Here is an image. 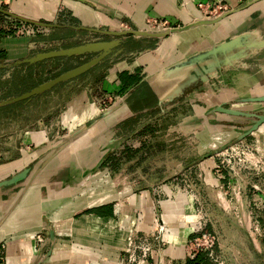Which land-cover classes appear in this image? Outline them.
Here are the masks:
<instances>
[{
	"label": "crops",
	"instance_id": "0c3cea01",
	"mask_svg": "<svg viewBox=\"0 0 264 264\" xmlns=\"http://www.w3.org/2000/svg\"><path fill=\"white\" fill-rule=\"evenodd\" d=\"M0 1L15 14L58 24L50 28L58 32L69 31L52 33L50 42L34 35L0 38L5 53L0 63H13L66 40L114 38L85 28L144 29L147 16L182 26L200 17L197 2L215 0ZM222 1L239 9L215 23L162 38L120 37L122 43L108 57L98 87L89 83L64 102L52 124L54 135L41 116L13 128L14 133L19 130L14 136L18 143L0 154V181L23 169L27 173L0 186L1 264H126L128 235L152 234L158 225L164 227L162 241L152 247L149 264H186L187 242L200 230L217 235V250L226 264H264V174L254 191L250 173L237 170L220 180L213 171L217 155L204 157L213 146L210 138L239 130L225 123L237 117L211 108L226 103L256 109L238 99L264 93V46L248 48L246 55L207 73L202 69L214 62L213 56L186 63L235 36L248 35L244 41L249 43L264 40V0ZM11 65L0 68V84L17 82L27 72L23 65ZM36 72L34 68L32 81ZM121 72L139 79L123 87L111 111L101 116L97 100L122 88ZM186 123L194 128L190 134L196 144L178 153L184 155L181 162L187 154L192 157L172 174L132 177L122 175L127 164L115 172L106 165L107 157L122 150L128 139L157 136L169 142L172 128ZM152 127L157 129L149 130ZM243 141L252 144L264 162V122ZM48 227L54 232L52 240ZM37 233L46 238L44 244L38 245Z\"/></svg>",
	"mask_w": 264,
	"mask_h": 264
},
{
	"label": "rangeland",
	"instance_id": "374dc122",
	"mask_svg": "<svg viewBox=\"0 0 264 264\" xmlns=\"http://www.w3.org/2000/svg\"><path fill=\"white\" fill-rule=\"evenodd\" d=\"M248 1L250 0H237L238 4H243ZM207 2L208 1H204L201 3H207ZM211 2L212 3L215 2L214 3L215 5H221V6L225 5L227 7L226 10L231 9L230 6L222 0H215ZM0 7L8 9V6L4 5V3L1 1H0ZM214 8L218 10L217 6H214ZM224 11L225 10H223L222 12ZM220 13L221 11H217L213 15H206V16H202L200 14V17L213 18L218 16ZM5 18L6 19H0V26H6L8 29H11L13 31V35L19 34V35L33 36L37 32H42L47 34L48 33L61 34L65 32V30H63L62 32L60 31L58 32L55 29L42 28L21 21L20 24H13V22H11L12 20H14L13 18L8 16H6ZM161 20L167 21L166 22V26H168L167 28L180 27L177 26L178 25L177 23L171 22L167 18L147 16L145 18L144 29L147 27L148 23L156 24L159 23ZM154 21H156V23H154ZM121 23L124 22H120V24ZM160 30H163V28L155 29L154 31H160ZM52 45L53 44H50V46ZM101 72H102V67L100 66L79 78L67 81L66 83H63L61 85H57L51 90L47 91L46 93L35 96L26 102H21L19 104L16 103L15 105L7 108L0 107V154L7 152L8 148L10 147L12 148L13 146L15 147L17 146L16 143H18V141L16 140V138H14V136L19 130L16 129L17 132L14 133L13 131L15 130H13V128H17L18 126L20 127L25 124V121L28 122L33 118H37L41 116L45 121H47V123L44 122V124L51 126L48 128L49 129L48 132H51L54 135L55 130H53L54 127L52 126V124H54L55 122L54 118L58 114V111L61 109L64 102L67 99H72L75 96H78L79 93H81L80 91H82V88L89 83L93 84L92 86L93 88H97L99 82V78L97 79V76L101 74ZM120 89L121 88H119V90L116 93L113 92L98 98L97 103L99 104V108L101 111H103L106 107L110 106L114 97L117 96L118 93L121 91ZM244 103L245 104H243V106L252 107V108H259L264 105V103H257V104H251L250 102H244ZM167 125L168 123L165 124L164 126L166 127ZM191 125L192 124L186 123L183 125L176 124L174 126V129L171 127L173 130L172 135H174V137L177 138L171 137L169 142L163 141L160 137L157 138V136L151 138H145L141 136L139 138L138 136L128 139L126 143L123 144L122 150L117 151L112 155H109L105 163L107 166H109L111 170L113 169L112 171L114 172L117 171L116 169L120 168L122 165L127 164L126 171H123L122 175H128L132 177L133 176L136 177L139 174L140 175L154 174L158 176V175H162L164 173L163 171H165V173L172 174L174 171L177 170L180 163L189 161V159L192 157L189 154H187L186 160L181 162V159L184 158L183 157L184 155L180 157L178 154L179 152L182 153V149L184 148L187 149L186 152H188L192 147H195L196 141L193 135L190 134V131L194 129L191 127ZM219 125L227 126L221 121H219ZM244 127L245 126L238 127V129L240 130ZM161 128H163V126H160V129ZM150 129L154 130L157 128L152 127L149 128V130ZM11 130L13 132L12 134L9 133ZM234 135L235 133H231V135L228 136L226 135L224 136L223 134H217L216 136L213 137L214 139L210 138L211 140L210 142H213L212 148L218 146L219 144L224 143L225 141L232 138ZM241 142L243 143L244 141L242 140ZM244 143L250 145L249 142H244ZM252 147L254 149L252 151L255 153L256 152L255 148L254 146ZM164 149H167V153L166 155L161 156L162 154L165 153V152L163 153ZM262 174H264L263 171L259 172V174L258 173L255 174V172L251 170L249 175L253 176L252 177V179H254L253 183H258V180L262 176Z\"/></svg>",
	"mask_w": 264,
	"mask_h": 264
},
{
	"label": "water",
	"instance_id": "95a60500",
	"mask_svg": "<svg viewBox=\"0 0 264 264\" xmlns=\"http://www.w3.org/2000/svg\"><path fill=\"white\" fill-rule=\"evenodd\" d=\"M258 0H250L247 4L254 3ZM239 8H231L228 10H225L224 12H221L218 16L213 18H204L200 17L193 22L182 25L180 27H169L160 31H152V30H146V29H134V28H127L121 30H99L95 28H85L90 31H100L109 35L114 36L113 39L107 40V41H89L81 44H77L70 47L65 48H58V49H50L47 51H40L37 52L31 56L24 57L20 60H17L13 63H0L1 67H8L11 66V64H20V63H27L32 64L35 62H39L42 60L54 58V57H62V56H73V55H82V54H93L92 57L84 61L83 63L72 67L66 71L61 72L60 74L32 87L31 89L17 95V96H11L8 98H5L3 100H0V106L5 105L8 103L20 101L23 99H28L34 95L40 94L43 91L51 89L56 84L69 80L71 78H74L83 72L90 69L93 65L97 64L101 60H104L110 53L113 52L114 48L117 47L122 43V40L120 37L123 36H133V37H154V38H162L165 37L173 32L182 31L185 29H188L191 26L200 25V24H212L215 23L228 14L237 11ZM0 13L11 17L13 19L19 20L24 23H29L38 27L42 28H51L54 26H59L58 24L51 23V22H45V21H39V20H33L30 18H26L23 16H20L18 14H15L8 9L0 7ZM84 28V27H79ZM248 35L246 36H235V38H232L228 42H222L220 44L215 45L210 50H207L205 52L200 53L198 56H194L186 63L191 62L195 58H202L206 59L209 56L215 57L213 63L206 64V67H204L202 70L204 73H207L211 70L214 66H219L224 62H230L232 59L240 58L247 54L248 48H254V47H261L264 46V40L257 42V43H249L247 41H244ZM217 57V58H216ZM185 64V63H184ZM239 102H251V103H264V93L259 95H253V96H246L238 99ZM112 109V106L106 107L103 111L101 116H104L108 114ZM211 112H220L224 113L230 116L237 117L236 120L227 121L225 122L227 125H233L235 127H241L245 126L244 128L238 130V132L229 140L225 141L222 144H219L216 147H211V150H209L204 157L212 156L220 152L221 150L227 148L228 146L242 141L247 135L252 133L254 130L258 128L260 124L264 122V105L256 108L255 110H245V109H239L234 108L232 106L227 105L226 103L218 104L211 108ZM245 124V125H243ZM27 169H23L9 178L0 181V186L3 185H9L13 184L21 179H23L26 176ZM49 232V238L52 240L54 238V232L53 230L48 227ZM46 238L44 237L43 244L45 243Z\"/></svg>",
	"mask_w": 264,
	"mask_h": 264
},
{
	"label": "built area",
	"instance_id": "2783aa9c",
	"mask_svg": "<svg viewBox=\"0 0 264 264\" xmlns=\"http://www.w3.org/2000/svg\"><path fill=\"white\" fill-rule=\"evenodd\" d=\"M214 3L215 2H199L196 6L202 16L213 15L217 11L222 12L227 9L225 5H215ZM214 6H217L218 10L215 9ZM166 22V20H161L159 23L154 21L156 24L148 23L145 29L152 31L160 28L164 29L168 27L166 26ZM252 150L254 149L251 145L240 141L218 152L216 154L217 161L213 168L215 176L220 180H224L226 174H232L237 170L246 171L247 173L253 170L255 174L262 172L264 162L258 156L257 152H255V154ZM251 186L254 191L260 189L259 182L252 183ZM163 231L164 227L158 225L152 234L142 236L129 234L126 238L124 248L126 264H149L152 247L154 244H157V242L162 241ZM35 240L38 245L43 244V235L37 233L35 235ZM197 252H204L211 264H226V261L217 250V235L214 232H204L200 230L188 240V257H193ZM2 259L3 257L0 255V264Z\"/></svg>",
	"mask_w": 264,
	"mask_h": 264
},
{
	"label": "trees",
	"instance_id": "16d2710c",
	"mask_svg": "<svg viewBox=\"0 0 264 264\" xmlns=\"http://www.w3.org/2000/svg\"><path fill=\"white\" fill-rule=\"evenodd\" d=\"M6 16L0 13V19H6ZM11 22H13V24H20L21 22L19 20H12ZM67 30V28H65ZM63 29V30H65ZM67 32L69 33V31L67 30ZM42 32H37L36 34H34V39L35 38H40L42 40H44L45 42H50L51 40H53L54 38L51 37L52 33L49 34L50 36L46 37L44 33ZM13 35V31L11 29H8L6 26H0V38L5 37V36H11ZM32 37V38H33ZM78 41H62L57 45H52V46H48L43 48L42 50H48V49H52V48H58V47H69V46H74L77 45ZM5 57V53L3 50L0 49V60L4 59ZM84 57L83 56H79V55H73V56H69V57H55V58H51L48 59L46 61L43 62H39L37 64H34L32 66V68L37 69V72L35 74H37V78L36 81H32L31 77L33 76V74H28V76H26L25 78H22L19 83L13 84V83H9V84H0V96H5L3 94H6L7 92H10L12 90H22L24 89V87L28 88L40 81L45 80L48 77L54 76L56 73L63 71L67 68H70L78 63H81L84 61ZM40 68V69H39ZM40 71V72H39ZM41 73V74H40ZM101 74H99L97 76V79L101 78ZM119 79L120 82L122 84V88L120 89L122 92V90H124L125 87H128L129 85H132L134 83H136L138 81V76L135 74H129L126 72H121L119 74ZM21 87L19 89V87ZM124 87V88H123ZM21 102H18L17 104H19ZM12 106V105H11ZM4 108V107H3ZM186 264H211L209 262V260L206 257V254L204 252H197L193 257H189L188 260L186 261Z\"/></svg>",
	"mask_w": 264,
	"mask_h": 264
},
{
	"label": "flooded vegetation",
	"instance_id": "af4514ba",
	"mask_svg": "<svg viewBox=\"0 0 264 264\" xmlns=\"http://www.w3.org/2000/svg\"><path fill=\"white\" fill-rule=\"evenodd\" d=\"M69 41H73V40H69ZM81 42H79L78 41V44H80ZM70 47V46H69ZM58 48H65V47H58ZM58 48H52V49H58ZM116 48V47H115ZM114 48V49H115ZM48 50H50V49H48ZM42 51H47V50H42ZM112 53H110L104 60H101L100 62H98L97 64H95V65H93L90 69H88L87 71H85V72H83L82 74H80V75H78V76H76V77H74V78H71V79H69V80H66V81H63V82H60V83H58V84H56L55 86H57V85H61V84H63V83H66L67 81H70V80H74V79H76V78H79V77H81V76H83V75H85V74H87V73H89L90 71H92V70H94V69H96V68H98V67H102V69L104 68V66H105V64L107 63V59H108V57L111 55ZM33 55V54H32ZM79 56H83L85 59H84V61H86L87 59H89L90 57H92L93 56V54H82V55H79ZM62 57H66V56H62ZM55 58V57H54ZM51 59V58H50ZM46 60H48V59H46ZM46 60H42V61H39V62H43V61H46ZM83 61V62H84ZM39 62H35V63H32V64H27V63H20V64H15V65H23V66H25L27 69H26V73L25 74H23L22 76H20L19 78V80L17 81V82H14L13 84H16V83H19V81L22 79V78H25L26 76H28V74H32V72H33V70H34V68H32V66L34 65V64H37V63H39ZM83 62H81V63H83ZM81 63H78V64H76V65H74V66H72V67H75V66H77V65H79V64H81ZM12 66V65H11ZM8 67H10V66H8ZM72 67H70V68H72ZM4 68H6V67H4ZM70 68H67V69H65V70H63V71H66V70H68V69H70ZM40 69V68H39ZM63 71H60V72H58V73H56L54 76H56V75H58V74H60L61 72H63ZM40 72V71H39ZM41 74V73H40ZM54 76H51V77H48V78H46L45 80H43V81H40V82H38V83H36V84H34V85H32V86H30V87H28V88H26V87H24V89H20L21 87H19L18 85V87H19V89L20 90H12V91H10V92H7L6 94H3V95H5V96H3V97H0V99H5V98H8V97H11V96H17V95H19V94H21V93H23V92H25V91H27V90H29V89H31L32 87H34V86H36V85H38V84H40V83H42V82H44V81H46V80H48V79H50V78H52V77H54ZM16 81V80H15ZM55 86H53L52 88H54ZM51 88V89H52ZM51 89H49V90H51ZM49 90H46V91H43L42 93H40V94H37V95H34V96H32V97H30V98H28V99H23V100H20V101H16V102H12V103H8V104H5L3 107L4 108H7V107H10L11 105L13 106V105H15L16 103H18V102H26V101H28L29 99H31V98H33V97H35V96H38V95H41V94H43V93H46L47 91H49ZM2 107V106H1ZM2 107V108H3Z\"/></svg>",
	"mask_w": 264,
	"mask_h": 264
},
{
	"label": "bare ground",
	"instance_id": "6f19581e",
	"mask_svg": "<svg viewBox=\"0 0 264 264\" xmlns=\"http://www.w3.org/2000/svg\"><path fill=\"white\" fill-rule=\"evenodd\" d=\"M80 133V132H79ZM71 139V138H70Z\"/></svg>",
	"mask_w": 264,
	"mask_h": 264
}]
</instances>
